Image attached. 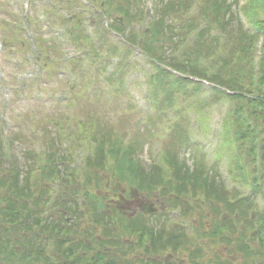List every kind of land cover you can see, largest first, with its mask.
<instances>
[{
  "label": "rangeland",
  "instance_id": "1",
  "mask_svg": "<svg viewBox=\"0 0 264 264\" xmlns=\"http://www.w3.org/2000/svg\"><path fill=\"white\" fill-rule=\"evenodd\" d=\"M155 1L158 3L159 19L163 17V7L169 5L171 8L169 14L163 17V29L155 46L156 55L165 60L174 61V58L179 59L176 57L177 50L185 40V30L191 23L189 20L195 21L196 15L192 12L184 14L188 6L182 8L181 5L185 0H151L147 2L146 17L151 15V8ZM209 1L211 0H206V5ZM227 1L230 3V12L226 17L232 24L230 28H227L230 30L228 31L226 54L228 56L231 52L234 54L233 59L238 61L235 62L234 66L240 65L237 70L244 69L246 74L243 78H247L246 75L251 70L250 64L256 53L253 55L248 52L247 59L250 64L247 61L241 62L245 59V54L241 55V60H238L235 53V48L241 41L242 34L234 15H238L237 19L243 20L239 7L244 3V0H241L240 4H238L239 0ZM143 2L144 0H101L99 2L96 0L92 2L91 0H0V30L4 34L3 37H0V41L6 42V46L2 45L0 49V135H7L6 148L10 150L12 155L11 159H0V174L16 169L21 181L28 183L25 178L30 169H33L32 177L34 178L36 176L35 171L41 169L39 167L42 163L40 152L45 149L47 152L45 156L49 153L55 154L54 163L58 168L57 177L60 175V169H63L61 162L67 157L70 156L71 162L73 156V160L80 163L78 154L85 158L92 154L91 150L94 153L97 145L103 141L101 135L105 136L103 137L104 142L108 145L112 141L123 145L130 143L129 146L133 147L134 158L145 170H149L156 164L155 161H158L157 156L160 155V152H166L167 155L172 153L180 162H184L193 168L194 151L197 147L196 144L198 145L195 134L198 135L202 145L207 143L209 150L206 151L207 158L212 156L217 147L219 128L221 127V133L223 130V119L227 115L229 102L221 100L212 103L206 111L198 110V108L201 109L198 101L202 100V94L191 96L188 88L186 90L178 88V92L172 99V107H169L165 105L167 98L163 91L164 88L161 86L157 98L154 96V92L150 93L151 102L155 104L153 109L147 98L146 75L150 73L148 72L150 67L146 64L145 59L141 56L134 58L135 65L131 68L128 64L131 61L126 48L120 44H118V48L115 45L117 40L111 39L109 32L103 30L101 28L103 27L102 23L98 22L103 17V13H107L110 9L112 14L110 16L107 14L108 24L110 23L112 26L117 21L128 36L136 35L134 27L141 19ZM27 4L30 7L28 15L32 18L33 25L24 34L22 22L26 19V13L22 11V6ZM87 4H96L98 7L96 11H90L87 8L85 11H75L76 8L84 9L83 6ZM254 8L256 9L254 10V20L260 25L258 27L261 32L258 37H264V6L254 4ZM247 9H245L246 12ZM126 13L130 14L131 17L128 18ZM198 17L194 25L190 27L194 28L198 24ZM40 19H44V22H38ZM91 21H93V25L90 24ZM67 27L70 30L72 27L71 33H67L69 37L66 35L61 40L55 41ZM88 30L89 33L94 30V35L89 36L92 41L97 42L99 40L100 42L95 48L97 51L91 48V52L88 51L83 58L81 49L85 48V44H89L88 40L90 39L82 38V41H76V39H78L77 34L81 36L82 32ZM100 34L106 36V41L101 40ZM33 35H36L37 45L41 47V49H37V52H34L29 45L36 43L30 42ZM108 49H119L118 54L123 53V56H126L123 61L124 66L127 64L130 66H127L128 68L123 74L124 91L119 89V84L116 81L113 83L106 81L107 76L111 73V71H107L110 59L112 56L117 57L112 53L109 54ZM262 53L264 55V44ZM38 54L41 63L38 61ZM64 56L80 57L81 64L79 67L71 66L74 76L65 69V66L70 64L62 62ZM37 62L41 67L38 66ZM207 67L213 71L217 69L214 66L213 69L209 65ZM151 87L154 91L155 84L153 83ZM196 118L197 121L200 120L201 123L206 124V129L202 128L205 132L200 131L199 125L192 124ZM253 119H255V125L262 131V137L256 136L258 142H261V138H264L263 117L258 115ZM145 120H147L146 124ZM143 124L144 126H142ZM141 126L140 132L137 131ZM68 130L75 132L73 137L77 140L76 146L68 136L66 137ZM98 133H101L99 134L101 137L98 138L97 142L95 137L98 136ZM92 139L95 141L94 143H92ZM203 141L206 142L203 143ZM243 142L242 148L247 150L249 148L248 140H245L246 145ZM226 153L228 152L226 151ZM198 155L200 156V154ZM114 161L116 163V160ZM218 164L220 174L222 171L229 172L230 155L225 154ZM110 165L111 163H107V167ZM67 166L68 164L65 165L66 169ZM114 168L115 164L113 170ZM248 170L254 171L251 160L248 161ZM32 177L30 179H33ZM162 178L164 182H169L170 173L162 175ZM61 181V185L51 182L45 184L50 191V199L62 201L66 191H68L66 192L68 195L72 193L70 191L72 188L69 190L63 187L64 181ZM84 181L86 183V179ZM91 181H93V185L90 188V194L99 200L103 209L102 212L108 214V219L111 218L112 230L108 235L109 239L120 244L123 243L124 247L128 242L132 244L137 236L132 234L121 235L118 228L120 217L122 219H142L149 227L157 226L158 232L164 226L165 221H176V219L171 218V211L177 210V206H179L175 205L176 195H163L157 190L142 192L137 185L131 186L119 178L115 172L103 167L96 168ZM72 182L75 183L76 179H73ZM34 186H36L35 181ZM84 186L85 184L78 183V191ZM252 188L254 189L251 181L248 184L236 181L229 185L227 191L230 193L237 191L243 198L248 196L249 191L253 190ZM159 190L163 189L160 188ZM55 191H57L56 194ZM253 193L254 196L257 195L252 191ZM81 195L83 194L81 193L79 196ZM190 196L191 194L187 197ZM187 197L182 199L187 201ZM45 198L48 199L49 195ZM71 198L74 197L71 196ZM68 204L73 206L74 199H69ZM146 204L152 206L153 215L142 213ZM258 204L261 205V203ZM192 206L191 209L194 211L190 210L188 220L183 218L184 221L188 222H184L183 225L200 227L199 221L202 218L203 225L208 231L212 222L211 216L207 215L205 211L204 216H201L202 208L198 204H192ZM55 208H53L55 211L50 214V219L59 211H64L62 206L58 205ZM41 209L43 218L44 204ZM87 213L90 216L88 211ZM67 215L72 222H78V218L69 213ZM87 225L88 221L84 219L81 227ZM91 228H95V225L93 227L91 224ZM98 233L101 234V231L99 230ZM200 243L196 245L208 253L205 261H211L210 250L213 249L211 239H205L202 245ZM197 249L199 248L195 250ZM219 252H225V249L219 248ZM19 260L20 258L13 257L11 262L18 264ZM175 260L187 261L186 254L175 258ZM164 261L166 260L164 259ZM0 263H2L1 260Z\"/></svg>",
  "mask_w": 264,
  "mask_h": 264
},
{
  "label": "trees",
  "instance_id": "2",
  "mask_svg": "<svg viewBox=\"0 0 264 264\" xmlns=\"http://www.w3.org/2000/svg\"><path fill=\"white\" fill-rule=\"evenodd\" d=\"M192 1L188 0L187 3L184 1L181 7L190 8ZM202 3L204 19L208 20V23L201 30L194 45L187 48L179 59L165 60L156 55L155 46L163 29V17L171 11L169 5L162 8L163 17L151 24L141 40V45L145 56L150 59L151 67L157 73L154 79V96L158 97L162 86L167 98L166 106L172 107V99L178 92L177 89L186 90L187 84H193L195 94L202 92L201 84L187 78L173 77L167 69H173L187 77L210 81L215 84L211 88V101L229 102L228 116L223 123L222 146L216 156L218 159L208 168L205 158L202 155L199 156L198 151H194L195 161L193 168H190L172 153L167 155L165 152L164 161L171 168V178L166 183L162 178L163 172L159 168L153 166L145 170L139 165L130 144H116L112 141L108 145L104 142L105 136L101 135L102 143L97 145L94 157H89L86 162L85 178L90 184L96 168L103 167L115 172L119 178L131 186L137 185L142 192H153L161 188L163 195L177 196L175 205L182 207L183 217L186 219L190 210H194L182 198L191 194L190 197L193 200L197 199L196 203H201L200 200H203L208 206L207 214L212 219L208 231L201 218L200 227H193L191 236H188L182 228L175 227L166 237L164 229L160 228L158 232L157 226L149 227L142 219L120 217L118 228L121 235H135L139 243L138 248L129 242L124 247L123 243L109 239L108 235L112 230L111 218L108 219V214L102 212L100 202L95 196L87 198L85 208L90 213L95 228L81 230L76 221V223L69 221L67 213L72 212L77 215L78 212L65 205L68 200L66 197L62 199L64 211H59L52 219L42 218L41 208L43 204L45 207L48 203L45 197L50 194L45 184H49L52 180H64L63 169H60V175L56 177L58 168L54 163L55 154L49 153L40 175L32 177L30 172L33 169H30L25 178L28 183L21 181L16 169L0 174V260L2 261L0 264H13L11 262L13 257L20 258L18 264H174L171 260L182 257L184 254L187 261L179 264L184 262L185 264H264V207L261 211L254 199L241 198L237 191L230 195L222 185L218 172L219 160L225 154H229V173L232 180L243 184L252 181L256 192L264 190V138H261V142L256 139L258 135L262 137V131L258 129L253 119L260 115L263 117L264 124V55L259 77L255 80L251 69L246 75L247 78H243L246 71L237 70L240 65L234 66L235 62H238L233 59L234 54L232 52L230 56L226 54L228 44L220 46L219 37L211 36L213 28H217V31L223 35H228L230 29L227 30V28H230L231 23L226 16L230 12V3L227 0H211L207 2L208 5L206 0ZM254 4L263 7L264 1L254 0L250 7L249 16L254 23L258 24L254 20V10H256ZM126 15L128 18L131 17L128 13ZM195 21L191 22L189 27L193 26ZM189 27L186 28V33L194 29ZM112 28L126 39V32L123 31L119 22H114ZM256 39L251 35H242L241 41L235 48L238 60H241V55L245 54V59L241 62L247 61L250 64L247 59L248 52L253 54L251 46ZM128 41L135 46L136 36L130 35ZM209 60H212L209 66L212 69L213 66L216 67V70L205 67ZM201 61L205 64L202 65ZM113 79L115 80L114 75L108 80L113 82ZM118 83L122 85V80L119 79ZM99 134L101 133L95 137L97 142L101 137ZM245 140L249 143L247 150L242 148L243 141L246 145ZM4 158L11 159L12 155L6 156L0 144V159ZM249 160L252 161L253 172L248 170ZM64 161L61 165H64ZM107 163H111L110 167H107ZM258 174L260 176H256ZM31 177L33 179H30ZM73 177L77 178L78 175L73 174ZM258 180H261L263 185L257 186ZM34 181L37 187L34 186ZM76 191L72 195H75ZM2 203L3 206H1ZM200 208L204 213L203 206ZM203 213L201 216H204ZM99 230L101 234L98 233ZM144 237L150 240L148 248L144 247L142 242ZM208 238L211 239L213 246L210 250L211 261H205L208 253L196 245L199 242L202 245ZM159 242L161 247H158ZM255 244L258 247L254 246ZM49 245L52 249L50 257L47 255ZM219 247L224 248L225 252H219ZM196 248L199 249L195 250ZM150 251H155L157 257L154 260L145 261L143 257L149 258ZM168 251L173 257L165 263L160 258ZM182 252L185 253L182 254Z\"/></svg>",
  "mask_w": 264,
  "mask_h": 264
},
{
  "label": "water",
  "instance_id": "3",
  "mask_svg": "<svg viewBox=\"0 0 264 264\" xmlns=\"http://www.w3.org/2000/svg\"><path fill=\"white\" fill-rule=\"evenodd\" d=\"M145 212H146V213H152L153 210L151 209V206H148Z\"/></svg>",
  "mask_w": 264,
  "mask_h": 264
}]
</instances>
